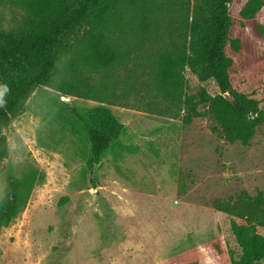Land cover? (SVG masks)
I'll list each match as a JSON object with an SVG mask.
<instances>
[{"label":"rangeland","instance_id":"obj_1","mask_svg":"<svg viewBox=\"0 0 264 264\" xmlns=\"http://www.w3.org/2000/svg\"><path fill=\"white\" fill-rule=\"evenodd\" d=\"M248 1L230 5V40H239L240 48L226 47L232 59L229 76L237 92L264 105V5L254 18L244 19ZM122 7L125 15L136 17V7ZM131 16L118 39L126 68L134 70L153 50L134 38ZM18 19L8 14L6 26ZM61 69L82 88L95 86L74 37ZM202 90L220 93L214 80L202 82L186 68L184 94ZM149 99L139 88L122 100L128 107H109L125 131L91 171L88 133L71 109L83 113L99 102L81 96L65 100L47 89L36 92L25 114L4 132L8 152L0 157V209L13 202L10 188L16 181L33 180L34 186L16 217L0 224V264H158L183 253L193 260L195 252L210 264V255L202 252L216 239L229 256L240 259L231 231L234 218L213 203L244 190L264 192V126L249 146L229 143L212 116L185 125L184 112L179 119L150 114Z\"/></svg>","mask_w":264,"mask_h":264},{"label":"trees","instance_id":"obj_2","mask_svg":"<svg viewBox=\"0 0 264 264\" xmlns=\"http://www.w3.org/2000/svg\"><path fill=\"white\" fill-rule=\"evenodd\" d=\"M127 1L0 0V157L8 152L4 132L25 114L28 102L43 89L61 98L81 96L99 102L83 113L71 109L88 133L91 171L125 131L109 107H128L122 100L139 88L150 98V114L179 119L184 112L185 125L212 116L227 142L251 144L264 126V105L237 92L230 82L232 59L226 47L230 43L233 50L240 48L239 40H230L233 0ZM124 3L137 8L135 18L123 13ZM263 5L264 0H249L242 17L254 18ZM8 14L18 17V23L6 26ZM127 16L136 21L134 38L138 44H149L153 50L146 64L137 61L134 70L126 68L118 39ZM71 37L83 49L95 75L93 87L82 88L61 69ZM186 68L202 82L214 80L220 93L210 96L202 90L196 96L185 95ZM199 105L206 109L198 110ZM33 186V180H18L11 186L13 202L2 203L0 224L16 217ZM213 206L234 218L231 231L242 254L239 260L233 259L222 240L216 239L202 252L210 255V264H264V235L258 231L264 230V192L244 190L236 197L215 201ZM200 254L195 252L192 260L191 254L183 253L158 264H203Z\"/></svg>","mask_w":264,"mask_h":264},{"label":"water","instance_id":"obj_3","mask_svg":"<svg viewBox=\"0 0 264 264\" xmlns=\"http://www.w3.org/2000/svg\"><path fill=\"white\" fill-rule=\"evenodd\" d=\"M224 97H225V98H228V94H225ZM66 99H67V98H65V100H66Z\"/></svg>","mask_w":264,"mask_h":264}]
</instances>
